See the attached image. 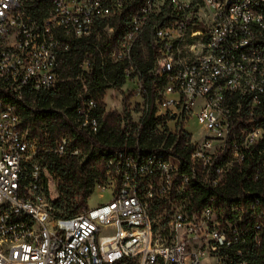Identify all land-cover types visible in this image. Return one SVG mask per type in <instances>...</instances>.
<instances>
[{
	"label": "built area",
	"instance_id": "built-area-1",
	"mask_svg": "<svg viewBox=\"0 0 264 264\" xmlns=\"http://www.w3.org/2000/svg\"><path fill=\"white\" fill-rule=\"evenodd\" d=\"M130 1L0 0V264H249L238 246L244 207L232 205L239 220L223 221L213 198L197 209L189 186L220 187L229 168L242 165L263 139V128L241 134L235 128L239 101L253 98L254 108L264 95V0L143 1L110 56L128 61L132 78L133 48L150 27L153 71L164 80L157 115H170L187 133L185 124L196 118L204 130L191 141L189 172L172 148L124 147L107 161L106 180L94 189L110 191L109 202L71 216L57 213L58 197L48 189L57 175L42 163V153L80 150L70 148L67 137L54 147L31 138L18 106L27 90H57L58 70L74 41L111 38L112 19L123 16ZM92 57L86 54L83 71L91 70ZM140 87L143 92L142 79ZM148 108L145 100L144 113ZM98 110L96 99L78 96L77 116L92 133ZM258 206L255 199V238L264 227Z\"/></svg>",
	"mask_w": 264,
	"mask_h": 264
},
{
	"label": "trees",
	"instance_id": "trees-1",
	"mask_svg": "<svg viewBox=\"0 0 264 264\" xmlns=\"http://www.w3.org/2000/svg\"><path fill=\"white\" fill-rule=\"evenodd\" d=\"M144 0H131L124 15L112 19L115 31L111 38L103 35L100 39H76L72 50L64 55L58 70L62 79L57 90H27L18 106L22 124L31 138L41 145L54 147L63 137L69 140L70 148L79 149V154L42 153V163L57 175L61 181L58 198L55 201L59 216H71L89 208L88 199L94 193L98 182L106 180V164L116 150L138 145L144 150L163 147L181 160V170L189 172L190 157L194 146L192 136L180 128L168 114L156 113L155 101L158 88L164 80L157 79L154 73L156 49L150 27L147 28L133 48V61L136 74L142 79L144 98L149 104L139 124L132 121L130 111L126 116L118 112H107L104 97L108 89H121L127 82L126 60L113 61L111 48L117 46L129 28L132 14ZM93 54L92 68L83 71L81 65L86 54ZM94 98L99 102L97 118L99 128L92 133L82 126L76 113L79 95ZM252 107L253 98L241 99L237 113L235 132L241 134L253 126L264 130V95ZM237 102V100H236ZM235 102V103H236ZM128 126H133L129 130ZM134 131V132H132ZM228 157L219 160L223 165ZM189 190L194 192L193 202L201 210L210 202L220 213L221 220H239V214L229 211L232 205L244 207L242 222L237 223L245 231L244 241L238 246L243 250L249 264H264V227L255 231L256 220L251 203L257 199V212L264 213V136L251 147L242 165L234 164L226 172L222 185L218 188L201 182H191Z\"/></svg>",
	"mask_w": 264,
	"mask_h": 264
},
{
	"label": "rangeland",
	"instance_id": "rangeland-1",
	"mask_svg": "<svg viewBox=\"0 0 264 264\" xmlns=\"http://www.w3.org/2000/svg\"><path fill=\"white\" fill-rule=\"evenodd\" d=\"M141 79L138 76H133L128 79L126 84L121 89H108L104 97L105 109L107 112H118L123 116L130 111L132 121L134 123L140 122L145 108L144 93L141 91ZM132 130L133 126H128ZM185 130L192 134V140L201 139L204 134L203 127L198 123L196 118H192L185 124ZM134 132V131H132ZM58 178H50L48 182V189L50 196L54 199L58 197V186L60 184ZM112 199L110 191H94L88 199L89 208L97 207L100 204H105Z\"/></svg>",
	"mask_w": 264,
	"mask_h": 264
}]
</instances>
